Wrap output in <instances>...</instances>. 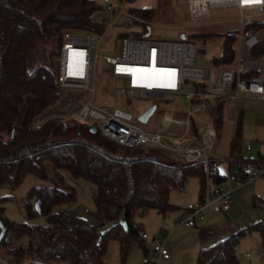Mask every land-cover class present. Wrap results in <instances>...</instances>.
Returning a JSON list of instances; mask_svg holds the SVG:
<instances>
[{
    "label": "trees",
    "instance_id": "1",
    "mask_svg": "<svg viewBox=\"0 0 264 264\" xmlns=\"http://www.w3.org/2000/svg\"><path fill=\"white\" fill-rule=\"evenodd\" d=\"M121 1L112 0L113 4ZM128 10L139 18L134 23L141 26V31H134L132 36L141 37L156 10ZM100 12L101 6L95 0H0V187L13 189L28 173L47 181L31 186L21 202L28 217L42 215L43 223L6 219L1 214L5 197H0V222L5 229L0 244L6 246L12 264H51L52 260L104 264L111 234L117 238L123 262L130 239H137L144 249L137 229L130 223L136 211L146 208L164 215L174 209L168 201L169 192L173 187L182 190L189 176L198 179V197L206 176L214 184L226 177L218 172L219 161L205 167L201 162L175 159L158 148L122 147L74 120L39 122L38 115L48 105L59 97L67 100L71 96L59 88L52 58L28 69L33 51L39 46L59 48L66 30L100 34L104 27L97 17ZM244 27L258 39L250 53L262 61L260 71L245 74L258 73L264 79V20L247 21ZM221 35V45L211 65L230 68L235 60L237 30ZM223 103L224 99H218L207 107L215 131L222 122ZM237 147L236 136L229 144L227 172L234 165L243 168L258 161V157L242 156L238 151L232 154ZM59 169L93 185L96 224L69 210L75 192L62 180ZM253 203L264 207V197L254 196ZM250 230L257 232L264 248L263 219L200 249L194 264H237L236 244ZM209 234L208 228L199 230L200 237Z\"/></svg>",
    "mask_w": 264,
    "mask_h": 264
},
{
    "label": "built area",
    "instance_id": "2",
    "mask_svg": "<svg viewBox=\"0 0 264 264\" xmlns=\"http://www.w3.org/2000/svg\"><path fill=\"white\" fill-rule=\"evenodd\" d=\"M185 3L189 17L193 21L205 20L209 7L233 5L238 10L236 19L238 29V49L236 66L215 68L212 65L194 63L195 46L186 39L162 40L149 37H134L127 33L118 34L119 51L114 54L98 52L101 42L109 41L105 36L113 25L128 26L139 20L125 8L123 1L113 4L112 0H95L101 6L97 17L103 23L98 35L89 37L82 33L64 31L59 46L56 63V79L60 89H77L86 94L82 101L71 96L59 97L38 115L39 122L57 119L60 122L74 120L81 124L94 125L107 140L122 146H146L173 153L184 162H201L205 167L209 162L222 160L213 151L215 128L211 121L203 120L197 114L207 113V107L218 99L236 97H256L264 100V79L258 73L246 75V72H258L262 68L261 57L252 55L251 49L258 39L244 26L246 20L242 12H256L264 9V0H178ZM193 8V10H191ZM81 61V63L79 62ZM104 65L103 71L111 77H122L129 89H137L140 97L165 98L166 94H183L185 98L183 119L163 114L160 128L155 131H143L133 121L136 116L129 110L108 105H94L91 102L94 92V76L97 62ZM152 63L153 72H147ZM136 82H133L132 80ZM154 82L152 86L148 82ZM160 83V84H157ZM192 83V88L181 91V87ZM172 123L183 125L180 135H167L163 131ZM4 143V142H3ZM251 144H246L249 150ZM224 160V159H223ZM225 160H231L227 158ZM232 187L236 188L247 181L264 178V151L256 163L231 167L226 176ZM207 179V176L206 178ZM230 190L220 184L212 187L203 185L201 195L192 203H187L182 216L174 221V226H193L196 220H202L207 208L216 207L221 211L229 209ZM146 208L141 213L146 212ZM159 235L152 237L150 251L156 256L147 264H156L159 258H168L169 251L164 239L170 232L166 222L158 226ZM138 238L146 239L147 234L140 230ZM244 256H251L245 252ZM254 257L261 260L264 252H256Z\"/></svg>",
    "mask_w": 264,
    "mask_h": 264
},
{
    "label": "rangeland",
    "instance_id": "3",
    "mask_svg": "<svg viewBox=\"0 0 264 264\" xmlns=\"http://www.w3.org/2000/svg\"><path fill=\"white\" fill-rule=\"evenodd\" d=\"M186 11L187 8H185V4L178 5L177 8H174V6L173 8H157L154 16L146 22V32H148V36L146 37L152 39L176 40L179 39V33H184V39L192 42L195 46L194 63L203 66L211 65L212 57L218 53L221 45V34L228 30L238 29V23L235 21L238 17V13L232 8H210L207 19L191 21L187 19ZM243 18L248 21H262L264 20V9L251 13H246L244 11ZM134 31H141V26L135 23L128 26L113 25L105 35L109 36V41L101 42L98 46V52L106 54L117 53L119 51V38L117 35L127 33L129 36H132ZM77 33L93 37V34L90 32L77 31ZM58 55V47L49 48L39 46L33 51L27 67L31 69L39 61H46L47 63L51 58L52 64L56 65ZM236 56L237 47L235 49V60L230 67L231 69H234L236 66ZM103 68V63L98 61L93 81L94 92L91 99L94 105L120 107L131 111L133 115L136 116L152 103H155L156 106L154 111L148 116L145 122L133 121L138 128L148 132L160 128V120L163 114H169L171 117L178 119H183L185 117L184 106L186 101L183 94H166L165 98L140 97L137 89L127 88L125 79L122 77H111L101 71ZM191 88L192 83L187 82L181 87V91L184 92ZM63 91L70 96L78 97L82 101L86 97V94L82 90L65 89ZM197 115L199 118L208 121L206 113L201 112ZM183 131V125L172 123L163 133L167 135H180ZM216 131L213 151L217 156L222 158V160L219 161L218 172L221 175L227 176L228 172L225 159L230 157L229 144L232 138L237 136L238 139V147L232 154L238 151L242 156L249 153L256 157L257 154H261L264 151V100L251 96L225 99L222 122ZM246 144H251L250 150L245 149ZM168 154L175 159L178 158L173 153ZM58 173L65 184L70 185L75 192V201L70 204L69 210L73 214L82 217L87 222L96 224L93 215L95 208L91 198L93 185L83 178L70 175V173L64 169H59ZM222 182L229 181L225 178ZM40 183H47V181L39 179L34 173H28L15 188L11 189L7 186L0 187V197H5L2 201L3 211L1 214L3 217L11 221L43 223L44 218L42 215L28 217L21 205L27 190L31 186ZM250 183L251 181L243 183L239 190L231 194L233 200H231L230 208L227 212L205 211L203 222L208 224L214 236L220 232L221 224L231 226L235 230L246 228L264 219V207L254 205L251 191L249 189L247 190ZM227 184H231V182ZM198 185V179L194 176H189L185 180L182 190L173 187L169 192L168 201L175 207L168 211L166 216L160 221L166 222L168 227L171 228L173 222L182 216L183 209L186 207L187 203H192L197 199ZM205 186H213L210 179H205ZM145 218V213L136 211L131 221L136 224L135 226L140 230L141 226L138 225V223L144 222ZM108 225L109 223L104 224L101 229L104 230ZM145 228L147 229V227ZM189 228L197 231V227ZM188 235H190L188 230L181 227L175 231L173 239H168L166 248H169V250H171L170 240L172 243L179 238L182 239V241L179 247L176 248L177 254L174 260L167 264H194L195 258H193L191 249L193 242L187 238L189 237ZM210 237H212V234L202 239L205 240ZM208 240L212 241L213 239L211 238ZM143 246L146 249L145 254L143 248L137 244V239H130L126 256L123 262H121L117 238L111 234L107 240L103 262L104 264H147L150 259L154 258L153 256L151 257V243H148V241L143 242ZM246 251L253 253L252 257H244L242 253ZM255 252L263 254L264 248L260 244L257 232L250 230L243 235L236 244L235 253L238 260L237 264H264V261L255 259ZM0 264H12L6 246L3 244H0ZM51 264H68V262L52 260ZM156 264L161 263L157 261Z\"/></svg>",
    "mask_w": 264,
    "mask_h": 264
},
{
    "label": "crops",
    "instance_id": "4",
    "mask_svg": "<svg viewBox=\"0 0 264 264\" xmlns=\"http://www.w3.org/2000/svg\"><path fill=\"white\" fill-rule=\"evenodd\" d=\"M123 3H124V6H125L126 9H128V8H154L155 10H157V8H171V7L173 8V6H174V8H177L178 5L185 4V3L179 2L178 0H123ZM185 8H187L186 4H185ZM210 8H232V9L235 10V12L238 13L237 8L235 6H233V5L213 6V7H209V9ZM243 12H242V15H243ZM245 12L246 13H251V12H248V11H245ZM186 14H187V19L188 20H191L190 17H189L188 11H186ZM208 16H209V10H208ZM191 21H193V20H191ZM247 21L248 20H246V23H247ZM238 29H239V26H238ZM238 29H237V38H236V42H235V49H236V47L238 49ZM184 36H185V34H184ZM254 98H256V97H254ZM225 99H227V98H224V101H225ZM223 110H224V103H223V109H222V116H223ZM206 115L208 116L207 118L210 119L209 114L206 113ZM216 132L217 131H215V133ZM215 137H216V135H215ZM250 149H251V147H250ZM259 155L260 154H257L256 157H258ZM246 156H251L252 158H255L254 156H252L249 153ZM207 179H209V178L207 177ZM204 182H205V180H204ZM221 182L218 183V184H220L221 186L226 187V188H228L230 190V200H229V208H230L231 200H233L231 194L234 191L239 190L241 188V185L239 187L234 188V187L231 186V184H227L229 182H222V184H221ZM213 185H214V183H213ZM248 189L251 191L252 198L254 196L264 197V178H257L255 180H252L251 183H250V185H249V187L247 188V190ZM197 198H198V196H197ZM139 211L141 212V210H139ZM205 211H221V210H219L218 208H216L214 206V207H211V208H207ZM205 211H204V213H205ZM227 211H221V212H227ZM145 214H146L145 221L142 222V223H138V225L141 226L140 227V230L144 231L147 234V238L146 239H143V240L141 239L142 241L140 240L142 245H143V242H146V241H148V243H151L152 242V237L159 235L158 226H159V224L162 223V221H160V220L166 216L167 212L164 215H160V214L156 213L153 210L147 209L146 212H145ZM131 220H132V218H131ZM203 220H204V217H203L202 220H196L195 221V224L193 226H183V225L174 226V222H173L172 227L171 228L168 227L169 230H170V232L167 234V236L164 239V245L166 246V242L168 241L169 238L170 239L171 238L173 239V235L175 234V231L177 229H179L181 227H184V229H187L188 230V233H190V235H188L189 237H187V238H189V240L190 241L192 240V242H193L191 249H192V253H193V258H195L197 252L200 249L205 248V247L211 245L216 240H218V239L224 237L225 235L229 234L230 232L234 231V229L231 226H226L224 224H221L220 225V232H218V234L216 233L217 235L214 236L213 231H211L209 229L208 224H206L205 222H203ZM130 223H131V225L133 227H135L137 229V231H140L137 228V226H135L136 224H134L132 221H130ZM145 227H147V229ZM189 227H197V231L196 230H193V229H190ZM204 227L205 228H208L211 231L212 237H210L208 239H211L212 238L213 239L212 241H210L208 239H205L204 240V239H202L204 237H200L199 236V230L201 228H204ZM235 230H237V229H235ZM206 236H208V235H206ZM219 236H221V237H219ZM181 241H182V239L179 238V239L175 240L173 242L174 243L173 244L172 241L170 240L171 250H169V248H168L169 257L168 258H159L158 259V262L161 263V264H167V263L173 261L174 258H175V255L177 254L176 248L179 247ZM143 251H144V254H145L146 253V249L144 248ZM246 252H248V251H246ZM244 253L245 252L242 253L243 256H244ZM252 254L253 253H251V256H244V257L250 258V257H252ZM152 256L155 257L156 255L153 252H151V257ZM255 259H257V258H255ZM259 261H264V258L261 259V260H259Z\"/></svg>",
    "mask_w": 264,
    "mask_h": 264
},
{
    "label": "water",
    "instance_id": "5",
    "mask_svg": "<svg viewBox=\"0 0 264 264\" xmlns=\"http://www.w3.org/2000/svg\"><path fill=\"white\" fill-rule=\"evenodd\" d=\"M143 37H146L148 36V32L144 33L142 35ZM184 33H179L178 34V38L179 39H184ZM155 106L156 104L155 103H152L149 107H147L144 111H142L141 113L137 114L136 115V120L139 121V122H145L146 119L148 118V116L154 111L155 109ZM89 130L91 132H94L96 130V127L94 125H89L88 126ZM77 132H78V129H77ZM35 207H36V204H35ZM121 225L123 226V229H125V224L124 222H121ZM4 226L1 224L0 222V239L1 237L3 236L4 234Z\"/></svg>",
    "mask_w": 264,
    "mask_h": 264
},
{
    "label": "bare ground",
    "instance_id": "6",
    "mask_svg": "<svg viewBox=\"0 0 264 264\" xmlns=\"http://www.w3.org/2000/svg\"><path fill=\"white\" fill-rule=\"evenodd\" d=\"M191 10H193V8H191ZM79 62L81 63L80 60H79ZM144 70H146L147 72H153L154 68H153L152 63L150 62V63L148 64V68H147V69H144ZM132 81H133V82H136L134 79H133ZM147 84L150 85V86H152V84H155V83L151 81V82H148ZM157 84H160V83L157 82Z\"/></svg>",
    "mask_w": 264,
    "mask_h": 264
}]
</instances>
